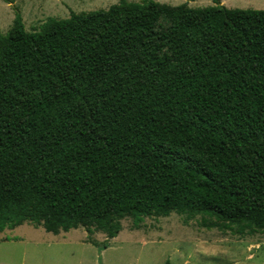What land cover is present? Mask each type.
Wrapping results in <instances>:
<instances>
[{
    "label": "trees",
    "instance_id": "trees-1",
    "mask_svg": "<svg viewBox=\"0 0 264 264\" xmlns=\"http://www.w3.org/2000/svg\"><path fill=\"white\" fill-rule=\"evenodd\" d=\"M211 2L117 0L32 32L14 9L0 233L81 227L105 248L122 219L173 212L264 231V10Z\"/></svg>",
    "mask_w": 264,
    "mask_h": 264
},
{
    "label": "rangeland",
    "instance_id": "rangeland-1",
    "mask_svg": "<svg viewBox=\"0 0 264 264\" xmlns=\"http://www.w3.org/2000/svg\"><path fill=\"white\" fill-rule=\"evenodd\" d=\"M0 0V33L5 34L18 9L27 32L38 31L49 18L66 19L105 10L117 0ZM140 2L142 0H128ZM205 7L211 0H159ZM227 8L264 10V0H221ZM121 220L122 229L103 248L106 235L84 228L57 235L25 223L0 233V264H264V231L222 230L213 219L175 212L166 217ZM90 242H95L94 246Z\"/></svg>",
    "mask_w": 264,
    "mask_h": 264
}]
</instances>
